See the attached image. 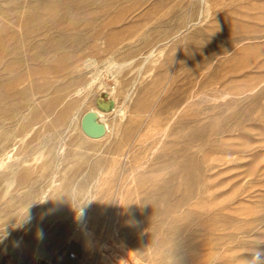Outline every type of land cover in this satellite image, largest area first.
Instances as JSON below:
<instances>
[{
  "label": "rangeland",
  "instance_id": "obj_1",
  "mask_svg": "<svg viewBox=\"0 0 264 264\" xmlns=\"http://www.w3.org/2000/svg\"><path fill=\"white\" fill-rule=\"evenodd\" d=\"M124 2L131 53L19 71L29 110L0 114V264H264V0Z\"/></svg>",
  "mask_w": 264,
  "mask_h": 264
},
{
  "label": "bare ground",
  "instance_id": "obj_2",
  "mask_svg": "<svg viewBox=\"0 0 264 264\" xmlns=\"http://www.w3.org/2000/svg\"><path fill=\"white\" fill-rule=\"evenodd\" d=\"M87 1L94 2L96 0H87ZM102 1L104 2V0H102ZM108 1L106 0V2H104V4L102 6H68L70 4L66 5V3L61 2V0H38V1L34 2V4L32 6H14L12 8H5V7L3 8L2 6L0 7V114H2V116L4 115L7 118L13 119L15 117H19L20 115H24V113L29 110L28 107L30 105H28L29 104L28 99H30V98L26 97L28 92L26 90H20L19 88H17L18 89L17 90L15 88V82L18 80L19 75L21 74V73H19V71L21 70L22 67H24L23 66L24 62H27V65H28V63L33 64L34 62H36V64H37V61H39V63L40 62L42 63L44 60H49L48 58H50V57L52 58L54 56L53 58H58L62 61H70V60L72 61L73 60L75 63H77V68H79L81 66V63H80V62H82L81 60L84 57H86V55H84V54L86 52L88 53V51L90 53H88V54L86 53V54L88 55V57H89V54H91V56L89 58L88 57H86V58L89 61H91L92 58H93V60L91 61V63L89 65H87V67H89L90 65H93L95 62V57L99 56L101 53L108 54L110 57H115V56L116 57H123L126 55V53H129V52L131 53L132 47H134L135 43H133L131 41V43L133 45L128 44L127 42H125V40H126L125 37H122V38H120V37L123 34L125 35L126 33H131L130 35L128 34V37L131 38V37L136 35V33L138 32L137 29H139V28H137V26L134 25L133 23H130V24L124 23L123 24V18L122 19H120V18L127 11L128 7L116 6V4H118L120 2V0H108ZM124 1H125L124 3L125 4L127 3L128 6L131 5L129 3V2H131V0L130 1L124 0ZM126 1H128V2H126ZM134 1L135 0H133V2ZM52 5H54V6H52ZM24 7L28 8L29 13L25 14V12H22L26 15V18L25 19L22 18L23 20H21L20 17L21 16L24 17V16L19 15V13ZM45 11H48L49 15H52V16H49L46 18V16H48V15L46 13H44ZM176 13H177V11H176ZM179 16H181V15H179ZM170 17L175 18L174 16H169V18ZM167 18L168 17H166L165 19H167ZM156 19H158V17ZM159 19H160V17H159ZM166 21H168V20H166ZM177 21H179V20H177ZM169 22H170V20H169ZM149 24H151V23H149ZM157 25H159V24H157ZM16 27H18V29H15ZM146 29H148V27H146ZM146 29H144L143 33L142 32H140V33H142V35L144 33H146V31H147ZM152 30L155 32V29H151V31ZM161 30H162V28H161ZM168 33H166L165 35L163 34V35L166 37V35ZM155 34L156 33H154V35ZM149 35H151V34H149ZM149 35L145 34L144 37L145 36L148 37ZM159 36H161V34ZM148 38L151 41V38L150 37H148ZM248 38H250V37H248ZM136 39H138V37ZM145 39H147V38H145ZM156 39H158V38L156 37ZM245 39H246V37H245ZM242 40H244V39H242ZM138 41L139 42L144 41L143 37L140 36ZM150 41L146 40V42H148V43ZM97 42H100V44L98 45ZM101 43L104 46H102ZM142 43H144V42H142ZM151 44H152V42H151ZM151 44H149V45H151ZM142 46L144 47V45H142ZM134 51H135V49L133 50V52ZM108 55H105V57L106 56L108 57ZM144 57H145V55H144ZM146 57H147V55H146ZM212 60H214V59H212ZM212 60H209V61H212ZM113 61H114V59H113ZM44 62H47V61H44ZM41 63H40V65L43 66L44 64L43 63L41 64ZM54 66H57V65H54ZM65 66H66V64H65ZM35 67H36V65H35ZM52 67L53 66L49 67L47 65V66H43L42 68H39V69L45 71V70H48ZM37 68H38V64H37ZM69 70L70 69H68L67 71H69ZM73 70H71V71H73ZM60 71H62V70H60ZM81 71H82V69H81ZM81 71L79 70L78 72H81ZM82 72H85V71L83 70ZM35 73H37V72H35ZM79 74H80L79 76L82 77V74L81 73H79ZM52 76H54V75L52 74ZM55 76L59 77L60 75H55ZM73 76L74 75H72V77ZM61 77H62V75H61ZM32 78L33 77H31L30 80H33ZM67 78H68V76H67ZM25 80H27V79H25ZM30 80H29V82L31 83ZM65 80H66V78H65ZM57 81L55 83H57ZM60 82L62 83V80ZM81 83H82V81H81ZM31 88H33V87H31ZM56 91H58V90H56ZM189 94H191V92H189ZM201 94H202V92H201ZM63 96H64V94H63ZM20 98H22V99L24 98L26 106L21 107L19 104L16 103V101ZM188 100H191V99L188 98ZM20 103L22 104V102H20ZM31 105H32V103H31ZM102 107L104 108L106 106H102ZM6 117H5V120H6ZM0 118H3V117H0ZM194 120H197V119H194ZM12 123H14V125L17 124L16 122H12ZM113 125H115V124H113ZM2 126H0V128ZM3 127H5V126H3ZM86 128L87 127H85V126L83 128L84 129L83 133L86 136H95V135H99L103 132L104 135L102 137H104L107 134L106 132L109 131L108 126L105 123L100 128H96V129L94 128L92 130V132L90 131V133L87 131ZM9 133H8V131H4V132L2 131V134L0 135V139L6 140L9 137ZM158 136H159V134H158ZM97 138H98V136H97ZM123 154H125V153H123ZM114 264H119V263L117 261H115Z\"/></svg>",
  "mask_w": 264,
  "mask_h": 264
},
{
  "label": "built area",
  "instance_id": "obj_3",
  "mask_svg": "<svg viewBox=\"0 0 264 264\" xmlns=\"http://www.w3.org/2000/svg\"><path fill=\"white\" fill-rule=\"evenodd\" d=\"M71 257L73 258L74 256H73V255H71Z\"/></svg>",
  "mask_w": 264,
  "mask_h": 264
}]
</instances>
